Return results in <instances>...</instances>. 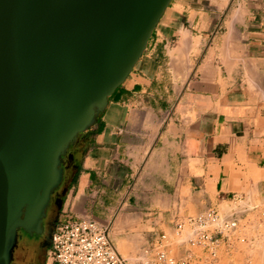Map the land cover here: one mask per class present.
I'll use <instances>...</instances> for the list:
<instances>
[{
  "label": "crops",
  "instance_id": "crops-1",
  "mask_svg": "<svg viewBox=\"0 0 264 264\" xmlns=\"http://www.w3.org/2000/svg\"><path fill=\"white\" fill-rule=\"evenodd\" d=\"M66 156L63 211L111 225L127 259L177 218L263 202L264 0H173Z\"/></svg>",
  "mask_w": 264,
  "mask_h": 264
},
{
  "label": "water",
  "instance_id": "water-1",
  "mask_svg": "<svg viewBox=\"0 0 264 264\" xmlns=\"http://www.w3.org/2000/svg\"><path fill=\"white\" fill-rule=\"evenodd\" d=\"M162 1L0 0V264L19 230L42 233L68 149L144 54Z\"/></svg>",
  "mask_w": 264,
  "mask_h": 264
},
{
  "label": "built area",
  "instance_id": "built-area-1",
  "mask_svg": "<svg viewBox=\"0 0 264 264\" xmlns=\"http://www.w3.org/2000/svg\"><path fill=\"white\" fill-rule=\"evenodd\" d=\"M227 206L226 211L209 206L196 215L177 218L172 234L150 237L132 259L119 253L111 225L64 210L51 237L48 264H220L250 243L245 221L260 203L235 194Z\"/></svg>",
  "mask_w": 264,
  "mask_h": 264
},
{
  "label": "rangeland",
  "instance_id": "rangeland-1",
  "mask_svg": "<svg viewBox=\"0 0 264 264\" xmlns=\"http://www.w3.org/2000/svg\"><path fill=\"white\" fill-rule=\"evenodd\" d=\"M260 207L257 212H255L246 222L247 234L250 239V243L246 245H241L240 249L234 253L231 260L226 258L222 259L220 264H264V216L260 217L259 213H264V201L259 202ZM223 211L228 210V206L222 208ZM261 218V220H260ZM48 220L44 219L40 228L42 233L28 234L25 235L34 239L38 243L41 256L38 260L42 261V264H48V247L47 240L50 227L48 225ZM19 238V231H18ZM112 241L117 247V241L113 239L111 234ZM18 243V239H17ZM127 246V245H126ZM118 249V248H117ZM120 253V252H119ZM127 257V256H126ZM232 261V262H230Z\"/></svg>",
  "mask_w": 264,
  "mask_h": 264
},
{
  "label": "flooded vegetation",
  "instance_id": "flooded-vegetation-1",
  "mask_svg": "<svg viewBox=\"0 0 264 264\" xmlns=\"http://www.w3.org/2000/svg\"><path fill=\"white\" fill-rule=\"evenodd\" d=\"M69 156H66L65 162L68 163ZM68 194V185L64 183L52 196L50 206L47 210L46 220L50 227L48 237L51 236L59 223L61 213L63 212L65 201ZM28 236V235H27ZM23 230H19L18 243L13 252V260L11 264H42L38 258L41 252L38 243L27 237Z\"/></svg>",
  "mask_w": 264,
  "mask_h": 264
},
{
  "label": "bare ground",
  "instance_id": "bare-ground-1",
  "mask_svg": "<svg viewBox=\"0 0 264 264\" xmlns=\"http://www.w3.org/2000/svg\"><path fill=\"white\" fill-rule=\"evenodd\" d=\"M167 1H168V0H163V1L161 2V4H160L159 7H158V12L164 7V5L166 4Z\"/></svg>",
  "mask_w": 264,
  "mask_h": 264
}]
</instances>
